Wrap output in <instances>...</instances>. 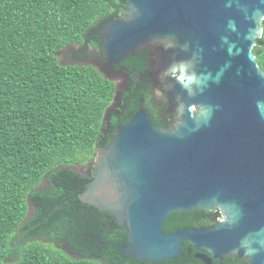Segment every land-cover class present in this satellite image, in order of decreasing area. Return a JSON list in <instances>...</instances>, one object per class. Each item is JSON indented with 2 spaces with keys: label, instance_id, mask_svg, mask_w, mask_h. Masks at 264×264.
Listing matches in <instances>:
<instances>
[{
  "label": "water",
  "instance_id": "1",
  "mask_svg": "<svg viewBox=\"0 0 264 264\" xmlns=\"http://www.w3.org/2000/svg\"><path fill=\"white\" fill-rule=\"evenodd\" d=\"M126 2L120 18L92 35L104 38V66L151 49L171 78L178 115L161 128L141 105L98 151L82 202L116 219L129 239L118 252L133 261L170 262L188 244L211 256H195L204 264L225 257L264 264V72L253 53L264 0ZM216 210L222 219L214 226L164 230L173 214Z\"/></svg>",
  "mask_w": 264,
  "mask_h": 264
},
{
  "label": "trees",
  "instance_id": "2",
  "mask_svg": "<svg viewBox=\"0 0 264 264\" xmlns=\"http://www.w3.org/2000/svg\"><path fill=\"white\" fill-rule=\"evenodd\" d=\"M126 6V0H0V264H148L121 255L118 248L129 246L125 231L110 213L82 202L91 176L63 169L92 164L143 104L155 125L170 124L155 118L149 85L138 79L149 68L148 57L126 59L123 66L132 83L129 91H120L97 67L63 65L57 54L86 41L103 53L104 38L92 35L120 18ZM253 53L264 72V33ZM29 199L41 213L63 207L85 213L86 219L81 215L63 237L80 259L37 241L17 246L19 237L42 235L20 231L27 226ZM209 215L173 214L164 230L169 235L209 227L210 219L204 218ZM55 232L46 231L52 241L61 239ZM92 236L106 246L97 245ZM14 248L19 249L18 260L11 253ZM190 249L184 244L183 257L160 264H201Z\"/></svg>",
  "mask_w": 264,
  "mask_h": 264
},
{
  "label": "flooded vegetation",
  "instance_id": "3",
  "mask_svg": "<svg viewBox=\"0 0 264 264\" xmlns=\"http://www.w3.org/2000/svg\"><path fill=\"white\" fill-rule=\"evenodd\" d=\"M125 8V7H124ZM123 8V9H124ZM82 46L78 45L75 46L77 48L76 51L70 52V55L61 56L60 62L63 65H91L97 67L108 79L113 81L117 88L120 91H129V85H131V81L129 78V74L125 71L126 67L123 64L126 62L124 60L123 63L120 65H115L114 67H107L104 66V59L103 53H100L98 48L89 47L82 53ZM103 52V51H102ZM137 54L142 55V59L149 58V68L146 71L139 72L138 79L139 81L149 85V95L151 96L152 102V112L155 115V118L161 123L165 124L168 120H170V124L175 119L176 115H178V104L176 103V99L170 100V97L167 94V91L170 90L172 84L170 82V77L166 76L162 70H159L157 66H155L154 62L156 60L155 52L151 49L143 50ZM136 54V55H137ZM95 59H93V58ZM117 79L120 80L118 84ZM122 92L118 93V96L123 97ZM159 94V95H158ZM120 101V99H119ZM111 113V112H110ZM109 113V115H110ZM169 125V124H168ZM98 156V153H97ZM91 164V162L84 166H76L77 169L83 168V171L77 172L78 174L82 175L83 178H87L93 175V171H95V162L97 159ZM75 171V170H74ZM76 172V171H75ZM46 187H50L48 183H45ZM50 191V188L49 190ZM32 204V205H31ZM101 211V210H100ZM102 212V211H101ZM106 213V212H102ZM211 213L208 217H204L210 219V225L214 226L218 223L217 217H221L219 211L213 212H206ZM83 216L86 219V215L84 212L79 213L77 209L73 207H63L58 211H51L41 213L39 212L38 207L36 206L35 202L31 199L29 200V209L26 219L24 220L23 224L27 223L25 229L20 228V231H25L24 235H29L32 232H41V236H35L33 238H26L19 237L16 241L17 246L21 243L22 245H26L33 241H37L42 243L46 248H51L58 250L64 254L66 257L74 258L73 252L70 250L69 243L63 238L69 231H72L77 224L80 223V216ZM103 218V215H101ZM60 221V222H59ZM76 224V225H75ZM75 225V226H74ZM52 226H57L58 228H52ZM106 227V226H105ZM104 227V228H105ZM46 231H57L55 232L57 236L61 237L58 241H52L49 239L48 234ZM11 253L15 259L18 260V253L19 249L14 248L11 250ZM196 254H207L211 257L207 252L202 251L198 253L196 251H189V255H196ZM11 256V254H10ZM196 259V258H195ZM201 264H204L200 260L196 259ZM211 264H249L247 259H238L234 257H225L223 260H211Z\"/></svg>",
  "mask_w": 264,
  "mask_h": 264
},
{
  "label": "rangeland",
  "instance_id": "4",
  "mask_svg": "<svg viewBox=\"0 0 264 264\" xmlns=\"http://www.w3.org/2000/svg\"><path fill=\"white\" fill-rule=\"evenodd\" d=\"M93 58V57H92ZM93 59H95V58H93ZM117 82H118V84L120 83V80L119 79H117ZM159 95V94H158ZM79 170L82 172L83 171V168H79ZM88 178V177H87ZM191 250V249H190ZM191 252V251H190ZM197 255V254H196ZM195 255V256H196ZM183 257V256H182Z\"/></svg>",
  "mask_w": 264,
  "mask_h": 264
}]
</instances>
